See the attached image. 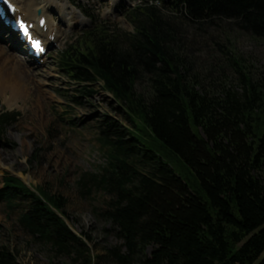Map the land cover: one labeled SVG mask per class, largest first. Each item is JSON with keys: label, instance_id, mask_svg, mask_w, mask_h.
Listing matches in <instances>:
<instances>
[{"label": "trees", "instance_id": "trees-1", "mask_svg": "<svg viewBox=\"0 0 264 264\" xmlns=\"http://www.w3.org/2000/svg\"><path fill=\"white\" fill-rule=\"evenodd\" d=\"M156 1L125 10L132 32L97 22L57 58L85 96L101 84L128 122L104 115L97 125L107 163L93 181L112 196L103 216L122 240L107 256L116 264H264V72L253 79L224 49L241 91L222 86L209 96L178 48L183 34L222 24L264 41V0ZM17 116L0 113V141ZM2 182L0 202L23 205L18 222L34 239L74 262L100 258L92 238L70 227L66 199L10 174ZM0 264L18 262L0 248Z\"/></svg>", "mask_w": 264, "mask_h": 264}, {"label": "rangeland", "instance_id": "rangeland-1", "mask_svg": "<svg viewBox=\"0 0 264 264\" xmlns=\"http://www.w3.org/2000/svg\"><path fill=\"white\" fill-rule=\"evenodd\" d=\"M18 1L25 4L30 0ZM134 2L79 0L78 4L87 10L89 20L84 22L82 17L76 26L69 28L57 14L54 15L62 35L42 64L28 63L34 74L30 81V93L11 106L0 95V113H19L5 129L0 141V189L2 176L11 174L27 184L41 186L49 194L66 199L70 227L77 235L86 233L92 238L89 243L91 253L100 257L94 260V264H116L106 251L122 244L116 227L103 216L112 196L97 185L103 175L102 168L107 163L105 150L100 147L97 125L104 115L122 125L128 122L124 121L117 104L101 88V84L90 86L95 92L85 96L81 86L58 68L56 60L61 51L94 20L106 21L123 32H132V26L125 21L123 12ZM30 5L32 9L33 2ZM7 38L0 31V44H14V40ZM216 41L225 43L227 47H222L220 52L213 45ZM180 43L179 54L191 67L190 78H197L209 96H217L222 86L241 91L238 75L232 62L223 54L224 49L231 53L232 60L242 59L244 70L249 71L253 79L264 72V41L223 24L183 34ZM15 50L18 51L17 48ZM146 89L145 82L137 86L139 92L146 93ZM76 96L79 97L78 104L73 100ZM35 152H38L37 159L32 161ZM93 176L97 177V182L93 181ZM262 177L264 184V171ZM21 209L22 204L8 208L0 202V248L8 249L18 264H83L82 260L74 262L67 256L55 254L50 245L28 234L18 222ZM152 250L153 246H147L145 255L149 256Z\"/></svg>", "mask_w": 264, "mask_h": 264}, {"label": "bare ground", "instance_id": "bare-ground-1", "mask_svg": "<svg viewBox=\"0 0 264 264\" xmlns=\"http://www.w3.org/2000/svg\"><path fill=\"white\" fill-rule=\"evenodd\" d=\"M13 1L19 6L20 13L29 21H38L39 16L36 9H40L41 16L46 17V31L40 33L45 39L53 35L55 41H58L62 35L60 26L56 24L51 11H56L66 27H69L71 23L77 25L83 19L80 12L68 0H27L29 2L25 4L18 0ZM32 2L33 8L31 9ZM35 31H37L36 28ZM16 52L13 44L10 46L0 44V95L10 106L30 93V81L34 76L23 55Z\"/></svg>", "mask_w": 264, "mask_h": 264}, {"label": "snow or ice", "instance_id": "snow-or-ice-1", "mask_svg": "<svg viewBox=\"0 0 264 264\" xmlns=\"http://www.w3.org/2000/svg\"><path fill=\"white\" fill-rule=\"evenodd\" d=\"M5 2H7V0H5ZM37 46H39L38 43H37Z\"/></svg>", "mask_w": 264, "mask_h": 264}, {"label": "water", "instance_id": "water-1", "mask_svg": "<svg viewBox=\"0 0 264 264\" xmlns=\"http://www.w3.org/2000/svg\"><path fill=\"white\" fill-rule=\"evenodd\" d=\"M27 184V183H26ZM27 185H29V184H27Z\"/></svg>", "mask_w": 264, "mask_h": 264}]
</instances>
